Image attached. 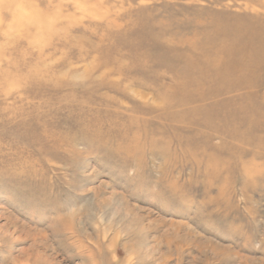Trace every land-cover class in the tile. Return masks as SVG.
<instances>
[{"label":"rangeland","instance_id":"374dc122","mask_svg":"<svg viewBox=\"0 0 264 264\" xmlns=\"http://www.w3.org/2000/svg\"><path fill=\"white\" fill-rule=\"evenodd\" d=\"M224 21L264 0H0V264H264V54L212 71Z\"/></svg>","mask_w":264,"mask_h":264},{"label":"bare ground","instance_id":"6f19581e","mask_svg":"<svg viewBox=\"0 0 264 264\" xmlns=\"http://www.w3.org/2000/svg\"><path fill=\"white\" fill-rule=\"evenodd\" d=\"M212 33L217 34L221 41V49L224 50L225 59L216 61V57L205 56L206 61L210 65L212 71H219L221 76L227 71H235L238 69L246 70L252 63H255L254 53L264 54V44L255 46L256 40H262L264 43V36L260 34L251 33L249 27L239 21H224L216 22L211 25ZM257 28V27H256ZM264 30V29H262ZM218 38L210 42H202L200 40H193L191 45L195 43L192 50H208L211 44H216ZM254 50H261L255 52ZM191 62L189 68L193 67ZM248 65V66H247ZM247 66V67H246ZM241 67V68H238ZM214 122L212 120V126ZM259 172V169H258Z\"/></svg>","mask_w":264,"mask_h":264}]
</instances>
